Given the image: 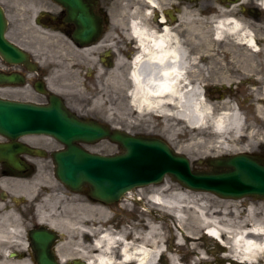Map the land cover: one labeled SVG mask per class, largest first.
<instances>
[{
    "label": "flooded vegetation",
    "instance_id": "1",
    "mask_svg": "<svg viewBox=\"0 0 264 264\" xmlns=\"http://www.w3.org/2000/svg\"><path fill=\"white\" fill-rule=\"evenodd\" d=\"M18 1V0H15ZM13 0H0V9L3 21L0 26L6 38H10L12 30V13L15 10L29 11L33 4H18ZM52 5H51V3ZM48 2L51 7H41L34 18V24L39 27L52 28L61 37L62 44L55 54L58 62L54 64L42 65L38 55L27 46L20 47L30 55L29 65H12L2 55H0V75H16L24 79V85L18 83H0V98L9 99L4 94L9 93L13 88L30 87L31 91L38 97L32 102L47 104L51 94H57L67 102L64 96L75 92L68 88L69 83H52L55 71H58L57 64L60 59L65 60L71 66H75L77 73L83 74L86 89L92 94L99 84H103L111 70L116 71L117 84L119 85V98L124 106L125 100L130 103L131 92L133 90V71L138 62L149 59L145 48L152 45L153 35L160 37L163 29L168 27L170 32L179 38L183 49L190 58V65L204 66L202 55L203 47L195 40L193 45L191 25L202 27V20L210 17L220 16L221 11L232 12L233 16L253 17L254 4L252 0H156L157 5H151L149 0H96L94 5L88 7L89 17L94 20V30L85 33V45L75 41L78 29L75 23L67 20L66 12L52 0ZM244 4V6H242ZM125 5L127 7H125ZM131 13L124 14L125 11ZM134 26V29H133ZM135 26L140 29H135ZM60 58V59H59ZM63 58V59H62ZM60 74L55 77L58 80ZM66 79V77H63ZM202 75L197 74V81L202 82ZM92 87V88H91ZM259 88H262L259 86ZM44 91L42 94L40 91ZM211 92L214 99H221L225 93L224 88L213 87ZM90 93V95H92ZM231 94H237L233 88ZM209 95V94H208ZM69 103V102H68ZM72 110L79 115L88 116L89 103L71 104ZM83 108L87 109H80ZM170 108V107H169ZM128 109V107H127ZM122 112V117H124ZM131 114V113H130ZM133 118L132 131L135 135H156L164 139L165 120L163 113L151 110L136 111L131 114ZM255 116V115H254ZM257 122V121H256ZM121 130H125L123 124L119 125ZM260 132L264 131V125L258 122ZM148 130V131H147ZM181 137H176L177 142H181ZM183 139V138H182ZM183 141V140H182ZM248 138H244L242 143H247ZM21 146L14 159L21 164L20 169H15L9 158L0 157V261H37V254L29 247V240L32 233L45 229L52 230L49 222L43 223L39 220L38 210L40 207L53 204L54 196L66 195L73 201L70 210V218L73 222L82 221L79 210L80 200H84L86 205L99 204L103 208L106 205L97 203L89 199L87 195L75 194L64 187L55 174V161L53 153L59 148H51L47 143H42L33 137L23 138L12 142L0 136V149L8 152L10 146ZM9 147V148H8ZM257 150L264 156V145L257 146ZM62 187V189H60ZM79 198L78 201H74ZM125 204L122 205V208ZM80 214V215H79ZM79 215V216H78ZM43 226V227H41ZM130 229L131 225H128ZM13 227H18L15 233ZM143 229L142 227H138ZM137 228V229H138ZM61 233L59 236L61 237ZM75 236V235H72ZM70 236V245L67 256L71 264H84L82 258L77 254L78 241ZM87 239V240H86ZM132 241V237H129ZM93 237H84L83 247L91 245ZM26 242L27 245L20 243ZM60 240L54 243L53 250L59 253ZM81 251H84L83 248ZM164 264V263H160Z\"/></svg>",
    "mask_w": 264,
    "mask_h": 264
},
{
    "label": "bare ground",
    "instance_id": "2",
    "mask_svg": "<svg viewBox=\"0 0 264 264\" xmlns=\"http://www.w3.org/2000/svg\"><path fill=\"white\" fill-rule=\"evenodd\" d=\"M149 3L157 5L156 0H149ZM260 6L264 10V0L260 1ZM231 13L224 11L219 19H209L213 33L207 40L218 44L230 43L238 49L245 48L250 54L246 55L244 60L247 67L252 69L253 65L250 62L252 63L256 55L264 56V38L260 39L257 36L258 30H255L257 27L254 26V20L232 16ZM135 29L143 28L135 26ZM196 36L198 40V34ZM152 38V45L145 48L149 59L138 62L132 74L134 83L130 100L133 110L163 113L165 118L177 120L193 131L210 128L218 135L222 144H226L225 140L230 136L240 135L246 126L243 112L235 105L222 104L220 109L215 110L207 103L200 81H197V74H202L204 67L190 65L187 52L179 38L170 32V28H164L160 37L153 35ZM261 80L264 81V78ZM223 108L225 110H222ZM253 139L250 137V140ZM223 146L222 148L228 147ZM249 148L244 146L242 150L249 151ZM162 187L164 189L154 190L150 196V203L164 212L163 219L174 222V226L180 231L177 234L178 245L183 247L187 244L191 255L196 259L209 260L200 250L202 246L200 240H204L210 234L212 235L210 238L228 249V264L264 263V220L258 223L253 210L247 217L240 214L235 220H229L227 216L222 219L215 216V212L209 214L207 206L197 203L198 198L191 196L189 192L178 191L168 196L164 193L169 189L167 182ZM58 200L59 195H55L49 215L45 211V206L40 207V221L48 220L49 225L61 231L69 240L70 236L75 235L72 237L78 240L75 243L78 247L77 254L86 264H157L161 256H166L172 264H177L176 255L172 252L166 253L156 222L145 221V232H140L139 228L132 229V241H129L127 236L129 237L130 233L118 234L106 228V223L101 221L102 213L105 211L103 207L86 205L84 200H80L81 204L78 207L82 212L83 221L73 222L70 218L73 201L63 206V212L57 213ZM96 213L99 217L94 221ZM12 231L16 233L18 227H13ZM201 235L203 238L196 239ZM86 236L93 237V241L90 246L83 247V239ZM194 237L196 238L193 239ZM20 244L27 245L26 242ZM69 245L70 241L59 247L62 264L71 261L66 254H62L68 251ZM218 263L227 264L219 260ZM0 264L32 262L2 260Z\"/></svg>",
    "mask_w": 264,
    "mask_h": 264
},
{
    "label": "rangeland",
    "instance_id": "3",
    "mask_svg": "<svg viewBox=\"0 0 264 264\" xmlns=\"http://www.w3.org/2000/svg\"><path fill=\"white\" fill-rule=\"evenodd\" d=\"M15 2L17 5L20 3L23 5L33 4L35 6L29 11L13 9L12 30L10 32L11 40L23 47H30L35 54L38 55L43 66L57 63L58 58L55 54L58 52L60 44H62L61 37L52 28L39 27L34 24L37 11L41 7H51L48 3L50 0H13L11 3L14 4ZM123 2H127V0H123ZM254 3L256 4V2ZM257 7H259L258 4ZM129 11H125L124 14H129ZM260 16L262 17L255 20L254 26L257 27L255 30H258V33L256 32L257 36L263 39L264 17L263 15ZM202 23L203 25L201 28H196L194 22H192L191 25L193 45L195 46V39L198 34V45L202 44L203 46L202 55L204 58V70L202 73V87L207 89L208 87L220 86L223 88L226 87L227 89L224 94L225 96L223 95V98L220 100H212L210 97V99H206V101L215 110L220 109L222 104L228 106L235 105L238 107L245 116L246 128L240 135L236 136V138L230 136L225 140L226 144H222V142H220L221 139L218 138V135L213 133L210 128L193 131V129L185 127L184 124H180L177 120L165 118L164 130L167 134V138L173 143V148L177 152L187 156L191 160L194 168H200L198 164L199 160L232 155L240 152L237 151V149L243 151L242 147L246 146L247 143L241 144L240 139H242L241 136L247 132L254 138L253 141L250 140V143H248L250 147L249 152L255 151L256 146L264 143V131L261 134L258 132V122L264 125V90L259 88V86L264 85V81L261 80L264 78V56L261 54L256 55L252 63L250 62V64L253 65V68L250 69L249 66L247 67V63L244 60L246 55L250 54L245 48L238 49V47L232 46L230 43L218 44L212 40L208 41L207 38L212 35L213 30L208 18L205 17ZM60 61V64H57L58 71H55L52 83L65 82L70 84L68 88L72 89L75 93L66 94V96H64L67 98L65 99L67 105L71 107L70 103L77 105L79 103L84 104L88 102V116H82L79 113L81 117L86 119L94 118L115 128L123 124L125 129L132 133L134 130L133 118L131 116L133 108L130 105L131 103L126 100L124 106L121 103L116 71L111 70L107 80L103 84L96 86L94 90L97 92L92 94L86 89L83 74L77 73L74 68L75 66H71V64L67 63L65 60L60 59ZM58 74H60V77L55 81V77L58 76ZM63 77H66V79ZM258 77L260 80L256 81L255 79ZM231 85H234L233 87L234 90L237 91V94H231L229 92ZM90 93L92 95H90ZM4 96L17 101H32L38 98L35 93L31 91L30 87L13 88L9 93L4 94ZM80 109L87 108H83L82 106ZM222 110L225 109L223 108ZM123 111L128 113H124V117H122ZM178 136L181 137V142L176 141V137ZM33 138L42 143H47L51 148L63 147L59 142L48 137L40 136ZM223 145H227L228 147L222 148ZM85 148L92 153L107 156L116 155L121 152L117 145L109 141H101L95 145L85 146ZM166 182L169 187V189L164 191L166 195L171 196L178 191L189 192L191 196L198 198L197 203L207 206L209 214H214L215 212V216L222 219L224 216H227L229 220H235L240 214L247 217L253 210L256 213V220L258 223L264 220V200H257L254 198L225 200L213 194L188 190L167 177L163 184L148 186L137 190L133 196L135 199H140V201L133 202L130 200L128 205H125V207H129L127 209H123L120 206H108L105 213H102L101 221L104 222V224L106 223V228L118 234L122 232L128 234V232L131 231L128 225H131L134 229L142 227L143 229H140V232H145V221L156 222L160 228L162 236L161 241L165 249H167V253L171 250L170 252L176 255L177 264H205L209 260L216 263L215 256L220 257V254L216 252L218 243L215 240L206 237L203 240L201 239L203 235L198 236V238L194 237L193 239H201L200 243L202 246L200 250L204 252L209 260L201 261L196 259L194 255H191V251L187 244L183 247L178 245L177 234L180 231L176 229L174 222L163 219L164 212L150 203V196L154 193V190L164 189L162 186L166 184ZM60 189H62V187H60ZM58 201L57 213H61L64 211L63 206L69 203L70 200L67 199L65 195H62L59 197ZM124 203L126 204L127 202ZM50 208L51 207H45V211L48 215L50 214ZM97 217L99 216L96 213V217L93 218V220L96 221L95 219H97ZM67 242L68 238L65 235L62 239V246ZM64 253L67 255V252ZM228 253V251H225L223 257H226ZM12 261L15 260L13 259Z\"/></svg>",
    "mask_w": 264,
    "mask_h": 264
},
{
    "label": "water",
    "instance_id": "4",
    "mask_svg": "<svg viewBox=\"0 0 264 264\" xmlns=\"http://www.w3.org/2000/svg\"><path fill=\"white\" fill-rule=\"evenodd\" d=\"M54 1L67 11L69 20L81 30L77 40L84 41V32L92 25L87 16V1L91 0ZM2 21L0 9V24ZM0 54L11 64L30 63L28 54L5 38L2 26ZM24 82L16 75H0L2 84ZM0 135L12 141L27 135L57 139L66 147L53 155L59 180L76 193H85L88 186L89 197L105 204L119 202L128 191L163 183L166 176L188 189L224 199H264L263 158L246 153L211 158L198 162L207 169L194 170L189 159L176 153L164 140L136 137L95 120H83L69 111L56 95H52L50 104L45 106L0 98ZM103 140L119 145L122 153L113 156L93 154L80 145ZM14 152L4 154L0 151V157L13 159ZM12 165L19 167L15 162ZM31 237L39 255L38 264H58L51 251L56 234L35 232Z\"/></svg>",
    "mask_w": 264,
    "mask_h": 264
}]
</instances>
